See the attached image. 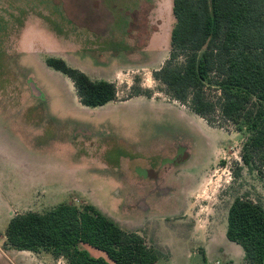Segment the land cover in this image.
<instances>
[{"label": "rangeland", "instance_id": "1", "mask_svg": "<svg viewBox=\"0 0 264 264\" xmlns=\"http://www.w3.org/2000/svg\"><path fill=\"white\" fill-rule=\"evenodd\" d=\"M175 24L172 0H0V248L8 211L93 205L142 236L158 264H204L207 246L215 264H233L218 256L233 244L229 208L237 197L264 208V178L235 177L250 134L221 116L214 86L212 125L167 104L153 73ZM49 58L111 81L118 102L154 99L84 107Z\"/></svg>", "mask_w": 264, "mask_h": 264}, {"label": "trees", "instance_id": "2", "mask_svg": "<svg viewBox=\"0 0 264 264\" xmlns=\"http://www.w3.org/2000/svg\"><path fill=\"white\" fill-rule=\"evenodd\" d=\"M172 1L176 24L170 58L153 73L154 80L166 87L171 100L209 125L217 108L207 91L214 86L221 116L250 134L242 148L244 167H237L235 177L247 168L264 178V0ZM181 57L183 63L177 62ZM46 65L71 80L82 106L99 108L117 101L114 83L93 81L60 58H49ZM145 92L134 96L150 98ZM6 238L9 249L44 250L66 264H158L160 260L142 236L124 231L93 205L78 209L61 204L43 214L15 215ZM226 238L243 249L245 264H264L263 206L235 198L228 211ZM85 247L105 257H94ZM203 260L208 264L205 255Z\"/></svg>", "mask_w": 264, "mask_h": 264}, {"label": "crops", "instance_id": "3", "mask_svg": "<svg viewBox=\"0 0 264 264\" xmlns=\"http://www.w3.org/2000/svg\"><path fill=\"white\" fill-rule=\"evenodd\" d=\"M142 97L143 96L134 97V98H132V99H130L128 101L130 102V101H132L134 99H138V98H142ZM148 99H154V98H148ZM128 101H125V102H122V101H119L118 102L117 101V102H111V103L118 104V103H126ZM111 103H109V104H111ZM167 104L170 105L172 108H187L185 106H182L180 104H177L176 101H173V102L169 101V102H167ZM99 108H101V107H99ZM8 213L9 214H7V216H5V220H2L1 223L4 224L7 221L10 222V220L12 219V217L15 216V213H14V216L11 215V212L10 211H8ZM2 238H3V241H4L5 247L4 248H0V255H2V257H4V259H6L9 264H66V261L64 259H62V258L56 259V258H54L52 256V254H50V253H48V252H46L44 250H40L37 253H33V252H30V251H17V250H13V249L7 248L6 247V242H7L6 231L4 233V237H2ZM230 245H231V251L229 253H223L224 255L223 254L218 255L219 258L224 256V258H229V260L233 264H244L245 262H244V252H243V249L239 245H237L235 243L230 244ZM85 248L90 253L92 251H94L95 253H98V254H101L102 255V256H99V257H105V254L102 253V252H100V251H97V250L92 249V248H89V247H85ZM205 252H206V256H207L208 263L209 264H215V262H216L217 259L215 260L214 259L215 257H213L212 246H211V248H210V246H207L205 248ZM94 257H96V256H94Z\"/></svg>", "mask_w": 264, "mask_h": 264}]
</instances>
